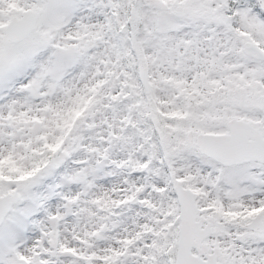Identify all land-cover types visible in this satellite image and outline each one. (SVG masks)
Wrapping results in <instances>:
<instances>
[{"label":"snow or ice","instance_id":"1","mask_svg":"<svg viewBox=\"0 0 264 264\" xmlns=\"http://www.w3.org/2000/svg\"><path fill=\"white\" fill-rule=\"evenodd\" d=\"M0 264H264V0H0Z\"/></svg>","mask_w":264,"mask_h":264}]
</instances>
